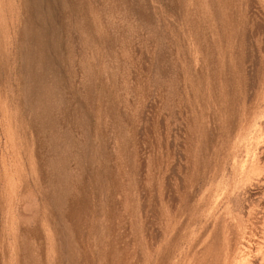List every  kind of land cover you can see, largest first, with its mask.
I'll return each mask as SVG.
<instances>
[{
  "label": "rangeland",
  "instance_id": "rangeland-1",
  "mask_svg": "<svg viewBox=\"0 0 264 264\" xmlns=\"http://www.w3.org/2000/svg\"><path fill=\"white\" fill-rule=\"evenodd\" d=\"M0 264H264V0H0Z\"/></svg>",
  "mask_w": 264,
  "mask_h": 264
},
{
  "label": "bare ground",
  "instance_id": "bare-ground-1",
  "mask_svg": "<svg viewBox=\"0 0 264 264\" xmlns=\"http://www.w3.org/2000/svg\"><path fill=\"white\" fill-rule=\"evenodd\" d=\"M198 220V219H197Z\"/></svg>",
  "mask_w": 264,
  "mask_h": 264
}]
</instances>
